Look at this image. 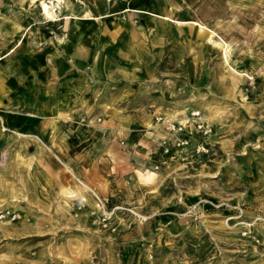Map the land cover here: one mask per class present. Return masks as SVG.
Listing matches in <instances>:
<instances>
[{
  "label": "rangeland",
  "instance_id": "374dc122",
  "mask_svg": "<svg viewBox=\"0 0 264 264\" xmlns=\"http://www.w3.org/2000/svg\"><path fill=\"white\" fill-rule=\"evenodd\" d=\"M43 2L49 4L38 0L31 11L34 17L46 16ZM261 2V9L254 10L261 16L259 38L248 36L251 27L245 25L243 39L230 41L227 62L216 46L224 48L226 59L228 44L212 30L206 39L210 44L170 42L164 54L156 57L147 78L135 82L117 79L99 85L94 94L95 103L99 104L87 115L92 119L105 109L111 110L110 118L117 127L116 143L112 150L106 147L99 152V164L91 176L113 179L115 190L112 186L109 195H102L90 185H84L77 180L74 170V175L70 174L52 154L55 163L51 167L52 179H57L59 184L65 175L68 179L76 178L92 204L79 199L76 208L75 203L69 202L67 206L72 213L65 217L61 209L66 204L62 198L60 201L57 189L42 195L36 193L30 204L37 215L33 221L44 227L41 230L44 233L28 239L34 246L25 250L23 263H15V224L3 225L0 257L4 259L0 264H61L59 261L66 254L71 257L84 254V264H106L110 257L115 264H226V258H229L227 264H236L226 246L230 243L226 240L228 235L221 229V210L228 208L221 202L225 191L235 193L248 188V179H264V7ZM165 107L177 112L178 118L192 111L191 115L197 112L198 117L199 112L204 124L199 129L190 123L165 122ZM154 111L160 113L153 115ZM85 115L79 117L80 124H88L80 121ZM146 123L153 142L158 143L161 142L158 135L163 131L175 135L182 132L185 124L189 126L184 138L161 142L163 159L152 161L151 168L145 165L149 141L143 136ZM128 124L132 126L129 135ZM168 124L179 125L181 130H167ZM11 157L6 151L0 157V179L4 183L1 191L15 196V167L4 168ZM94 195L105 202L104 210L96 207ZM9 201L3 210L15 212V200ZM83 240L87 247L80 242ZM244 260L238 264H250Z\"/></svg>",
  "mask_w": 264,
  "mask_h": 264
},
{
  "label": "crops",
  "instance_id": "0c3cea01",
  "mask_svg": "<svg viewBox=\"0 0 264 264\" xmlns=\"http://www.w3.org/2000/svg\"><path fill=\"white\" fill-rule=\"evenodd\" d=\"M17 1L0 0V157L5 151L12 155L4 168L15 167L17 183L15 196L8 191L4 194L0 179V212L12 199L15 212L23 218L0 221V229L15 224V263H23L25 250L34 246L28 239L44 233V227L33 221L37 215L30 204L36 193L42 195L57 189L60 201L62 198L66 204L61 209L65 217L72 213L69 202L75 203L76 208L79 199L92 204L76 178L68 179L65 175L59 184L52 179V154L70 174L74 175V170L75 177L84 185L102 195H109L112 186L115 190L113 179L91 176L99 164V152L106 147L112 150L116 143L117 127L110 118L111 110L105 109L88 124L78 121L83 114L92 117L87 113L99 104L96 105L94 95L99 85L117 79L135 82L147 78L156 57L164 54L170 42L208 43L206 39L212 30L228 44L226 59L224 48L216 46L227 62L230 41L243 39L245 25L251 27L248 36L259 38L261 16L257 11L262 0H52L50 10L55 15L43 19L32 13L38 0ZM164 110L165 122L190 123L194 127L205 121L199 112L198 117L191 115L192 111L178 118V113L169 107ZM156 113L160 112L154 111L153 115ZM186 124L175 135L160 130L161 142L184 138L189 127ZM127 127L129 135L132 126ZM143 131V136L149 138L145 165L151 168L152 161L163 159V148H159L161 142H153L147 123ZM246 183L248 188L238 192L225 191L221 203L228 208L221 210V229L228 235L226 240H230L226 246L233 263L245 259L250 264H264V252L240 236L242 226L238 224L239 219L248 222L255 215L264 216V179H248ZM237 208L242 209L239 218ZM255 230L264 242V223L257 222ZM80 242L88 246L86 241ZM3 259L1 256L0 263ZM85 260L84 254H66L59 262L84 264ZM106 264H115L114 259L110 257Z\"/></svg>",
  "mask_w": 264,
  "mask_h": 264
},
{
  "label": "built area",
  "instance_id": "2783aa9c",
  "mask_svg": "<svg viewBox=\"0 0 264 264\" xmlns=\"http://www.w3.org/2000/svg\"><path fill=\"white\" fill-rule=\"evenodd\" d=\"M196 114V113H195ZM97 121H100L99 118L96 119ZM82 123H89L91 119L87 117H83L80 119ZM197 127L199 129L202 128L201 124H198ZM167 130L173 131V130H181V127L179 125H174V124H168L166 127ZM95 198V205L96 207L100 208L101 210L105 209V202L98 197L97 195H94ZM239 215L237 218H239L242 215V209L237 208ZM5 218H8L10 221L18 220L20 218V215L18 213H15L13 211L9 210H2L0 212V221L4 220ZM257 222H263L264 223V216L257 215L254 217L252 220L246 222L243 220H239L238 224L242 226V229L240 231V236L242 238H247L249 239L255 246L260 247L262 251L264 252V242L260 238V236L257 234L255 230V224ZM151 257V255H150Z\"/></svg>",
  "mask_w": 264,
  "mask_h": 264
},
{
  "label": "bare ground",
  "instance_id": "6f19581e",
  "mask_svg": "<svg viewBox=\"0 0 264 264\" xmlns=\"http://www.w3.org/2000/svg\"><path fill=\"white\" fill-rule=\"evenodd\" d=\"M45 1V0H44ZM46 1H48V5H45V2H43V8H44V12H45V14L47 15V16H49V17H53L55 14H53L52 13V11L50 10L51 9V7H53L52 5H51V0H46ZM57 1H61V0H56V2ZM18 2V1H17ZM68 2H69V0H68ZM67 2V3H68ZM30 3V2H29ZM74 3V2H73ZM55 5V4H54ZM55 8V7H54ZM58 8V7H57ZM56 10V9H55ZM201 26V25H200ZM200 29V28H199ZM212 37V36H211ZM208 38H210V37H208ZM212 42V41H211ZM218 42L216 41V44H217Z\"/></svg>",
  "mask_w": 264,
  "mask_h": 264
}]
</instances>
